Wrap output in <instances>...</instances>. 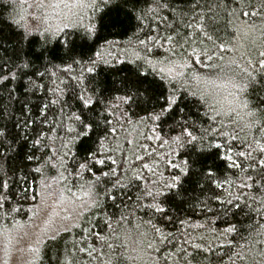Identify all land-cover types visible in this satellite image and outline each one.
Segmentation results:
<instances>
[{
    "label": "snow or ice",
    "instance_id": "1",
    "mask_svg": "<svg viewBox=\"0 0 264 264\" xmlns=\"http://www.w3.org/2000/svg\"><path fill=\"white\" fill-rule=\"evenodd\" d=\"M29 7L28 23L14 21L22 28L18 62L13 68L0 64V86L31 75L37 79L28 80V89L51 92L54 98L39 108L44 127L32 140L33 149L47 151L26 158L68 171L73 157L76 168L69 175L84 180L83 173L90 174L78 185L87 198L79 207L97 221L76 213L72 225L36 240L41 246L51 242L50 255L31 247L37 260L48 255L52 264H123L128 257L117 253L121 245L112 241L120 236L113 225L132 217L146 226L141 236L149 264H264V0H239L235 8L232 0H34ZM237 8L247 18L240 27L233 19ZM120 11L135 21L134 30L127 39L109 40L103 33L116 26L113 13ZM25 41L39 48L22 58ZM37 61L43 71H32ZM122 65L130 66L122 89L98 91L100 71L121 72ZM82 143L91 147L79 157L74 149ZM209 155L223 161L229 174L203 172L211 187L203 199L192 198L193 215L179 220L177 236L169 199L183 194L185 178ZM60 178L67 179L64 172ZM21 179L26 186L18 195L28 199L34 190L27 175ZM8 187L0 181V189ZM106 200L117 212L106 211ZM8 202L0 192V209Z\"/></svg>",
    "mask_w": 264,
    "mask_h": 264
},
{
    "label": "trees",
    "instance_id": "2",
    "mask_svg": "<svg viewBox=\"0 0 264 264\" xmlns=\"http://www.w3.org/2000/svg\"><path fill=\"white\" fill-rule=\"evenodd\" d=\"M29 2L30 0H0V64L7 61V68H13L14 63L18 62L16 41L22 33V28L18 27L14 21H20L21 24L26 23V15L29 12ZM237 3H239V0H232V7L235 8ZM144 6L143 4L140 5V7ZM233 19L235 25L240 27L247 18L240 17L239 9L237 8V17ZM255 23L259 28L261 22L257 19ZM113 24L116 26L106 29L103 35L109 40H124L127 39L134 30L135 21L128 20L124 12L120 11L113 13ZM125 33H127V35H125ZM255 36L259 41V31L255 33ZM101 43H103V40H101ZM38 48V42L33 41V43L29 45L27 41H25L22 58L30 56L32 50ZM32 59L34 60L35 58L32 57ZM55 62L60 63L59 60ZM36 67H40L41 71L44 70L43 67L40 66L39 61L36 62L32 71H35ZM61 67H63V65H61ZM120 67L124 69L121 72L103 69L100 71V76L97 80L99 85L98 91L106 90L107 93L116 94L117 90L122 89L121 81L129 77L128 67L130 66L126 67L122 65ZM29 79L37 78L31 77V75L24 76L18 80L12 81L7 87L0 86V132L4 133L3 137H0V142L3 144V146L0 147V181H6L9 185L7 189H0V192L7 193L9 196V202L5 203L4 208L0 209V230L4 231L14 230L30 220L35 212V206L43 184L57 181L65 191L70 193H81L83 191L79 190L78 185L84 184L90 178V174L87 172L83 173L84 180L75 177L74 173L69 175V172H72V170L76 168V161L73 157H69L66 161L68 171L62 168L44 166L39 161L27 160V155L32 154L34 151L37 156H42L43 152L47 151L46 149L40 151L33 149L32 140L36 137L37 131L44 127L40 124L42 117L39 114V108L42 106V103H47L49 98H54L51 92H48L45 96L42 92H34L28 89L27 82ZM43 82L46 85L50 84L47 76L44 77ZM69 83L72 82L69 81ZM12 89H15V91L12 92L10 96L9 92ZM68 98L70 99V93ZM73 107H75V105H73ZM143 107H150V105H144ZM69 110L68 108L65 109L66 112ZM136 110L142 112L143 109ZM51 111L56 113L58 109L54 106ZM30 120L36 121V123L27 124V126H25L27 121ZM25 137H27V139H25ZM59 143L60 141L57 140L56 144L59 145ZM90 147V143H82L79 144L74 151L77 152L79 157H82ZM38 166L42 167V174L34 171ZM98 167L99 166H97V168ZM207 168L216 170L219 178H223L224 175L229 174V170L224 168V162L216 159L214 155L207 156L200 164L195 166L194 172L190 178H185L183 194L170 198L167 205L170 208V214L176 219V224L172 228V231L176 232L177 236L180 235L178 231L180 228L179 220L193 215L189 209V205L193 203L192 198L200 197L203 199L201 194L205 189L211 187L207 182V177L203 175V172ZM60 172H64V176L67 177V179L61 180ZM24 175H27L28 178L27 186L34 190L28 193V199H24L23 196L18 195L21 187L26 186L24 180L21 179ZM145 175L147 176L148 174L145 173ZM165 175H167V173H165ZM232 178L234 179V177ZM201 185H203V187H201ZM135 191L136 189L133 188L132 192L134 193ZM212 191H221L222 195H227V192L223 190L212 188ZM233 191H235V189H233ZM32 195L36 196L35 200L31 199ZM111 203L110 200L105 201L106 211L108 213L117 212L115 207L110 206ZM213 206H215L214 202ZM13 207L20 210L18 212H12L11 208ZM85 215H87L93 223L97 222L96 218L91 217L86 211ZM140 215V213H137V216ZM208 215L211 217L212 214L209 213ZM100 216H102V213L97 212V217ZM79 222L84 227L89 226L85 224L83 217L80 218ZM137 224H141L139 229L136 227ZM217 226L221 228L224 227V225L220 223H218ZM113 227L116 229V234L120 236V240L113 239L112 241L114 244L121 245V247L117 249V253H123L124 256L128 257V259L124 260L123 264H149L148 251L146 249L147 239L141 236V233L147 230L146 226H144L139 219L129 217L126 222H122L119 225L114 224ZM79 231L80 229H73L75 233ZM104 231L106 232L107 229H104ZM64 235L67 236L68 234L64 233ZM209 235L211 236V233H209ZM245 235H247V233H245ZM240 243L242 244L243 241H240ZM41 247H43L44 252L48 253V255L51 254L48 252V249L51 248V242H49L47 246ZM48 255H44L42 262L38 261L37 256H35L30 264H52L48 259ZM77 256H82V254L77 252ZM84 259L87 258L84 257ZM104 259L107 260L108 257H104ZM92 264H99V261H94ZM237 264H241V262L238 260Z\"/></svg>",
    "mask_w": 264,
    "mask_h": 264
},
{
    "label": "rangeland",
    "instance_id": "3",
    "mask_svg": "<svg viewBox=\"0 0 264 264\" xmlns=\"http://www.w3.org/2000/svg\"><path fill=\"white\" fill-rule=\"evenodd\" d=\"M33 3L34 0L28 3L29 12L26 15V23L29 22L34 11L29 7ZM77 196L82 199L77 200ZM86 200L84 192L75 193L74 196L73 193L65 191L57 181L43 184L35 212L30 220L14 230H0V264H30L36 256L30 250L31 247H41L36 244V240H43L54 229L72 225L75 222L76 213L85 212L79 206ZM69 216L73 219H66Z\"/></svg>",
    "mask_w": 264,
    "mask_h": 264
}]
</instances>
